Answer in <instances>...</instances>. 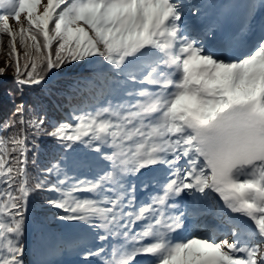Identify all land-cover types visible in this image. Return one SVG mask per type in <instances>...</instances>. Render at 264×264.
<instances>
[{"label":"snow or ice","instance_id":"snow-or-ice-1","mask_svg":"<svg viewBox=\"0 0 264 264\" xmlns=\"http://www.w3.org/2000/svg\"><path fill=\"white\" fill-rule=\"evenodd\" d=\"M239 6L240 29L212 46L184 0H0V76L13 68L23 95L82 67L90 74L74 85L96 98L66 122L29 116L21 102L3 125L0 264H25L37 193L99 243L82 264H264V30L252 36L264 0ZM45 136L60 153L33 175L29 153ZM188 198L190 208L176 203ZM189 217L203 223L183 236Z\"/></svg>","mask_w":264,"mask_h":264},{"label":"trees","instance_id":"trees-1","mask_svg":"<svg viewBox=\"0 0 264 264\" xmlns=\"http://www.w3.org/2000/svg\"><path fill=\"white\" fill-rule=\"evenodd\" d=\"M6 42L7 40L5 39V44ZM7 59L6 54L0 53V67H4L1 64L5 63ZM54 72L55 75L49 80ZM52 73H49L46 77L43 87L25 88L23 95H20L16 90L13 68H8L6 73L0 76V135L4 134L2 131L3 125L15 118L16 106L21 102L26 105L27 115L30 116L34 112L38 116H45L48 121L52 122L71 121L72 113L76 106L90 108L96 104L92 92L83 88V85H81L82 90H78L74 85V82L79 80L81 76L89 75L88 71L83 70L82 67L68 66L64 69L54 70ZM37 144L39 148L29 153L30 158L34 156L37 161L36 165L30 164L29 166L33 175L39 174L44 166L50 164L53 157L60 153L59 147L56 146L55 141L50 137L39 138ZM83 155V152L74 154V156ZM80 175L81 178L85 175L88 178L92 177L90 171L81 172ZM30 208L35 221L31 245L33 257L38 261L46 254L52 257L56 256L63 243L58 241V244L54 241L55 235L53 232L64 233V225L67 222L56 219L54 213L57 210L41 206L39 193L30 200ZM27 238V225L25 224L23 243H25Z\"/></svg>","mask_w":264,"mask_h":264},{"label":"rangeland","instance_id":"rangeland-1","mask_svg":"<svg viewBox=\"0 0 264 264\" xmlns=\"http://www.w3.org/2000/svg\"><path fill=\"white\" fill-rule=\"evenodd\" d=\"M191 14H194V11H192ZM10 23L14 28L19 27L14 19L10 20ZM1 66H5V63L1 64ZM118 100L119 97L117 98V101ZM90 173L92 175L94 174L93 171H90ZM199 224L195 223L196 226H198ZM65 227L66 230L64 231V233H57L56 231L53 232L55 235L54 241H56L57 243L58 241L63 243V246H61L58 254L53 257L49 254H46L42 259L34 261V264H81L84 250L87 248L97 247L96 243H93V241H91V234L86 228L69 223Z\"/></svg>","mask_w":264,"mask_h":264},{"label":"bare ground","instance_id":"bare-ground-1","mask_svg":"<svg viewBox=\"0 0 264 264\" xmlns=\"http://www.w3.org/2000/svg\"><path fill=\"white\" fill-rule=\"evenodd\" d=\"M184 2H185V4L188 5V7H190V8H186L185 9V12L187 14V22L189 24L197 27V28H199V26L202 27L203 18L197 14L198 12H196L194 14H188L189 13V9L193 8V4H192L193 0H184ZM193 11H194V9H193ZM156 175L160 176V177H163V173H160V172L156 173ZM130 179H131L132 183H135L137 185V187H138L137 195H138L139 199L142 200V201L147 200V197L149 195V191H146V190H144L143 188L140 187L141 181L136 179V178H134V177L130 178ZM176 203L181 208H183L185 206L190 208L191 205H192V201H191L190 198L185 199V200H177ZM209 219H211V218H209ZM191 221L192 220H190V221L186 220V229L182 231V235L183 236H188L190 233H192L194 231V228L196 229L197 226L196 225L194 226ZM91 241H93V239H91ZM94 242L96 243L97 247L100 246L98 242L93 241V243ZM31 245H32V239L30 240V249H31ZM29 253L31 254V252H28L27 250H25V254L28 257V261L30 263H34L33 260L29 257ZM99 259L100 258H98V257H94L93 258V264H99ZM150 259H151L150 257H143V256L137 258V260L140 262V264H148ZM81 264H82V262H81Z\"/></svg>","mask_w":264,"mask_h":264},{"label":"water","instance_id":"water-1","mask_svg":"<svg viewBox=\"0 0 264 264\" xmlns=\"http://www.w3.org/2000/svg\"><path fill=\"white\" fill-rule=\"evenodd\" d=\"M27 246H28V248L30 247V242L29 241L27 242Z\"/></svg>","mask_w":264,"mask_h":264}]
</instances>
